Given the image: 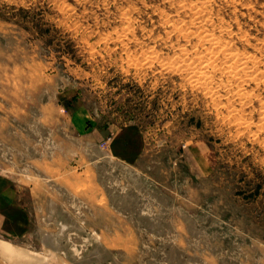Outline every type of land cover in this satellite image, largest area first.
<instances>
[{"label": "rangeland", "instance_id": "374dc122", "mask_svg": "<svg viewBox=\"0 0 264 264\" xmlns=\"http://www.w3.org/2000/svg\"><path fill=\"white\" fill-rule=\"evenodd\" d=\"M204 1L207 28L263 69L264 0ZM199 2L0 0V175L43 197L39 225L0 232V264H39L51 250L46 264H264V84L230 82L217 103L198 85L181 60L224 56L176 29ZM232 85L250 90L245 106L227 100ZM125 127L139 131L136 160L113 139L110 155L87 148ZM69 132L75 159L42 160L55 143L37 137ZM59 220L69 227L55 249L41 236ZM5 242L32 259H12Z\"/></svg>", "mask_w": 264, "mask_h": 264}, {"label": "bare ground", "instance_id": "6f19581e", "mask_svg": "<svg viewBox=\"0 0 264 264\" xmlns=\"http://www.w3.org/2000/svg\"><path fill=\"white\" fill-rule=\"evenodd\" d=\"M208 2L209 1L202 0V2H199V4H196L195 3V4H192V5L190 4L189 6L185 5L186 7H189L190 8V11H191L190 21L186 22L184 24V26H181V27L176 26V29L178 31H180V32H184L185 31L187 33V35L194 34L196 36V38H197V45H199V46L200 45H205V43H208V46H207L206 49L209 50L211 52V54L212 53H216L217 51H219V52L224 51L223 52L224 53V56H222V57H219L220 55L217 56V54L216 55L214 54L216 58L208 57V55H209V53H208V54L204 55V57L206 56V58H204L203 56H200V58H198L199 60L197 59L198 61H196L195 59L194 60H191V61H188V62H187V59L181 60L182 62L185 63L184 64V67H186L188 69H191L194 73H196V75H197L196 76V79L198 77L197 80L201 84L200 85L198 83V85L199 86L205 85L206 88H207V90L205 89L206 90L205 91L206 95L207 96L210 95L212 97V99L215 100V102H216L217 100L218 101H222V99H224L225 94H222L221 93V89H222L221 87H225L226 88L227 86L231 85V84H229L230 82L231 83L232 82H235V81L242 82V81H247L248 78H251V79L256 80V82L258 81L259 83L264 84V68L261 69V67H262V61L259 60L257 56H251L252 54L251 55L250 54L249 55L248 54L246 55L243 52L234 51L235 49H232L230 46H227L226 43H224V41L226 40L224 38V36H222L218 32H213V30L210 31V29L207 28L206 24H209V23H212L213 24V22H212L213 16L211 15V10H210V13H209L210 7H208V4H209ZM185 6H183V8ZM223 22H221V24L219 25V27L221 29H223V27H224L223 26ZM187 25L188 26L192 25L194 27V30L188 29V27L186 28ZM226 42H229V41L226 40ZM227 44L229 45V43H227ZM182 51L187 53V52H190V49L185 47V49H183ZM226 51H228L229 53H227ZM205 52L207 53V51H205ZM209 56H211V55H209ZM171 58H170V60H171ZM172 60H173V58H172ZM218 60L222 61L221 62L222 64L220 63V65H223L224 67H227V69H228V70L225 69L226 75L229 76V77L226 78L225 81H223V80L222 81H219L218 80V77L216 76V73H217L216 71L221 68V66H220V68L217 67V65L219 66V64H218L219 61ZM178 66H179V63H178ZM215 67H217L219 69H217ZM182 71H184V70H182ZM192 71L190 73H192ZM254 72L256 74H253ZM194 73H192V74H194ZM194 77H192V78H194ZM190 78H191V76H190ZM234 78H235V80H234ZM194 80H195V78H194ZM218 88H221V89L219 90ZM238 88L239 89H237V87H234L233 85H232V87L227 88V91H225L226 94H229V96L227 95L228 98H229L227 100L230 102L231 100L234 99L237 102H239V104L243 107L247 103V99H248V97H250V95H251L250 93L251 92H250V90H245L246 89L245 87H243V88L242 87L241 88L238 87ZM214 98H216V99H214ZM235 109H236V107H235ZM263 115H264V113H263ZM233 119L236 120L237 118L234 117ZM242 125H244V124H242ZM254 134H255V132H254ZM61 225H62V227H59L58 231L56 233H54L53 236H48L46 234H42L41 237H42V240H43V243L44 244H48L50 246H53L55 249H58V243L61 242V239H62L63 235L64 236L66 235L65 233L68 230L67 228L69 227L68 223L61 224ZM79 228H81V227H79ZM2 244L1 245L4 248L3 253L6 252V253L11 254L10 257L12 259H14V258L16 259L17 257L20 258V259L21 258L26 259L27 261H30L32 259L31 254H29L27 252L25 253V252L17 251L16 249H13L9 245V243H6L5 242V243H2ZM52 251L53 250H51V253H48L44 257L43 256H38L37 257L38 258L37 260H39L40 263H44V264H46V263H52L51 262L52 257H53V252ZM96 253H98V252H96ZM34 262H36V261H34Z\"/></svg>", "mask_w": 264, "mask_h": 264}, {"label": "crops", "instance_id": "0c3cea01", "mask_svg": "<svg viewBox=\"0 0 264 264\" xmlns=\"http://www.w3.org/2000/svg\"><path fill=\"white\" fill-rule=\"evenodd\" d=\"M66 104L64 105L65 107L70 103L68 102ZM117 132L111 134L101 133L102 137L90 140L87 148L92 144H96L98 147H102L104 144L103 148H106L108 155H110L113 149L115 153L126 159L136 160L142 150L139 131L135 127H125V129L122 128ZM37 139L43 141V144L45 143L44 141L48 142V140H52L55 143L54 148L56 149L46 150V153L42 155V160H50L47 158L52 156L54 159V155L55 157L58 155L61 157L71 155L72 160L75 159L73 133L69 132L64 136L37 137ZM110 139H113L114 142L112 149L109 147V142H107ZM6 141L8 142L9 139H6ZM39 151L41 154L42 150L39 149ZM29 156L34 158L31 153ZM42 198V195L39 193L36 194L32 186L25 183L20 176L17 177V175L11 173H3V175H0V232L9 237L19 239L30 232L35 225H39L43 220L41 216L43 212ZM51 217L53 218V214H51ZM55 221L57 220L55 219ZM59 221V227H62L61 224H66L64 220ZM42 234L48 236L54 235L53 233L45 232V230H42Z\"/></svg>", "mask_w": 264, "mask_h": 264}]
</instances>
